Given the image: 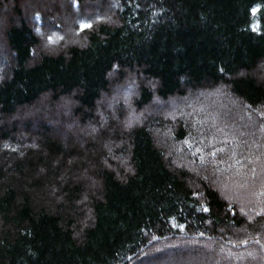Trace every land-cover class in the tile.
<instances>
[{"label": "trees", "instance_id": "trees-1", "mask_svg": "<svg viewBox=\"0 0 264 264\" xmlns=\"http://www.w3.org/2000/svg\"><path fill=\"white\" fill-rule=\"evenodd\" d=\"M108 1L116 4L110 20L77 19L76 42L66 37L49 48L42 35L52 39L57 30L40 26L37 34L35 18L34 27L23 10L16 6L12 12L7 48L0 52V264H132L150 244L182 237L226 244L237 264H264V188L242 207L221 190L215 175L242 167L256 177L251 162L264 159V0L102 3ZM83 2L71 0L73 9ZM112 74L116 81L133 77L138 110L155 98L218 89L239 102L253 123L233 128L226 114L225 135L237 137L230 150L216 142L211 148L210 124L200 133L183 117L147 118L120 138L125 144L118 152L129 169L119 165L118 171L96 173L100 187L90 195L92 214L85 221L80 186L65 184L61 166L52 165L54 156L63 154L65 162L69 152L29 126L25 131L45 150L5 149L4 141L16 146L24 131L7 127L4 119L44 96L69 97L82 121L93 119ZM166 123L172 142H183L179 152L154 134ZM190 150L198 151L193 156ZM40 168L47 171L34 174ZM54 188V197L63 198L56 210L46 202ZM233 246L251 252L238 255Z\"/></svg>", "mask_w": 264, "mask_h": 264}, {"label": "rangeland", "instance_id": "rangeland-1", "mask_svg": "<svg viewBox=\"0 0 264 264\" xmlns=\"http://www.w3.org/2000/svg\"><path fill=\"white\" fill-rule=\"evenodd\" d=\"M16 6L31 18L34 27L38 22L37 28H35L37 34L40 33L38 32L40 26L48 30V33L57 30L52 39L42 35L44 46L48 48L59 45L58 42L66 37L72 38L74 41L77 40L78 36L74 31L77 19L86 16L87 18L93 17L94 22L104 18L110 20L108 14L116 9V4L113 1L102 3V0H85L78 9H73L71 0H0V52L7 48L5 30ZM34 18L37 20L36 23ZM114 77L112 74L111 78ZM127 78L121 81H116L114 78L111 81L108 91L104 92L96 103L93 119L82 121L80 116L74 113L75 101L73 99L62 97L52 101L47 96L42 97L31 106L21 107L15 115L4 119L7 127H16L20 132L24 131L20 135L22 141L16 146L4 141L5 149L16 150L20 153L30 149L45 150L37 136L25 131L29 126L30 131L42 129L51 142L62 145L69 152L65 162L62 160L63 154L54 156L52 165L61 166L59 174L61 178H65V184L80 186L78 205L83 207L85 221H88L92 214L89 205L90 195L100 187V180L96 173L101 169L118 171L119 165L129 169L128 159L118 152L122 144H125L120 138L124 132L142 124L147 118L160 115L166 121L175 122L177 118L183 117L191 123L195 131L199 130L200 133L204 131L206 123L210 124L211 131L214 132V135L210 134L212 137L207 138L211 148L216 143H223L228 144L230 150L233 147H230V144H233L237 137L232 134L228 137L225 135L224 129L228 127L225 123L227 122L226 114L231 115V121H228L230 127H241L242 123L250 125L253 123L252 118L245 116V110L239 102L232 99L224 90L218 89L197 90L195 93L188 92L183 97H172L167 100L155 98L148 106L138 110L133 105V98L136 97L137 92L133 77ZM199 119H202V122H199ZM169 127L168 123L161 128L157 126L154 134L161 143L169 145L171 150L173 147L175 151L179 152L178 146L183 142H172ZM229 129L233 131L232 128ZM203 139L200 138V140ZM184 145L186 146V144ZM218 150H225V148L222 147ZM197 151L190 150L188 154L193 155ZM179 156L180 160L183 159L185 163L190 161L182 154ZM190 162L188 166L191 165L194 168L196 164ZM251 163L256 164L258 173H256V177L252 176L251 171L245 172L242 167L236 168L228 174H218L215 171V175L219 177L218 182L221 190L230 200L238 201L242 207H247L250 202L255 201L256 196L264 188V184H262L264 182L262 179L264 159L255 157ZM45 171H47L45 168H40L35 170L34 174H42ZM55 189L49 194L50 198H47L46 201L54 210H56L57 203L63 201L62 196L54 197ZM182 238L183 241H161L150 244L149 248H146L139 257L132 261V264H237L238 256L231 254L230 250L225 247L226 244L222 246L213 240L196 241ZM246 246L242 249H246ZM234 247V252H239L238 255H241L243 251L251 252L250 248L240 250ZM262 254L263 261V247Z\"/></svg>", "mask_w": 264, "mask_h": 264}]
</instances>
